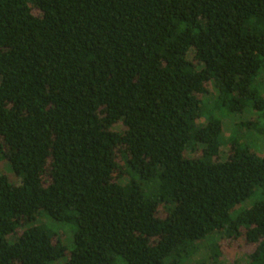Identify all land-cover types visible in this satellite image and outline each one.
<instances>
[{
	"label": "trees",
	"instance_id": "16d2710c",
	"mask_svg": "<svg viewBox=\"0 0 264 264\" xmlns=\"http://www.w3.org/2000/svg\"><path fill=\"white\" fill-rule=\"evenodd\" d=\"M263 136L264 0H0V264H264Z\"/></svg>",
	"mask_w": 264,
	"mask_h": 264
},
{
	"label": "rangeland",
	"instance_id": "374dc122",
	"mask_svg": "<svg viewBox=\"0 0 264 264\" xmlns=\"http://www.w3.org/2000/svg\"><path fill=\"white\" fill-rule=\"evenodd\" d=\"M248 114H242L239 116H234L229 119L224 120L223 122V132L224 135H228L230 130L233 127L234 122L239 120H246ZM116 126L114 129H117ZM257 149L261 154H264V136L258 141ZM227 147H222L220 149V158L223 160L226 157ZM5 167V166H4ZM2 168V167H0ZM58 231L66 232L65 227L57 226ZM62 238L65 242H69V234H62ZM217 244L219 256L217 258L219 264H245L247 261V256L253 251V247L247 245L243 242L242 239L238 240H227L225 238H220L218 235H212L201 242L198 243L199 251L194 259V262L197 260H206L208 259L209 253L212 252V245Z\"/></svg>",
	"mask_w": 264,
	"mask_h": 264
}]
</instances>
